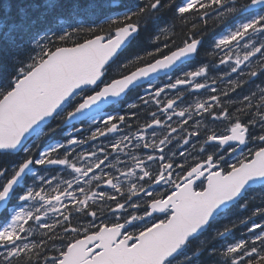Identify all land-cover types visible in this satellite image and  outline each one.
<instances>
[{
    "label": "snow or ice",
    "instance_id": "snow-or-ice-1",
    "mask_svg": "<svg viewBox=\"0 0 264 264\" xmlns=\"http://www.w3.org/2000/svg\"><path fill=\"white\" fill-rule=\"evenodd\" d=\"M162 9L181 22L191 14L206 23L209 10L215 12L224 25L212 42L213 49L223 53L219 65L247 79L232 80L225 73L230 88L215 94L217 88L208 83L213 69L199 60L203 33L198 36L193 31L174 50L164 44L167 53L158 45L147 50L142 36L150 25L159 27L154 17ZM100 20L108 25L107 35L99 34L104 31L97 24ZM82 32L92 38L59 46ZM134 41L143 51L125 57ZM253 57L262 70L245 74L241 66ZM113 71L116 75H111ZM160 73L168 82L156 86ZM144 81H148V98L138 95V99L144 105L153 102L156 110L134 133L123 132L122 126L130 127L128 117L105 110L123 103V97ZM182 87L213 94L194 106L180 107L188 99ZM166 90L176 94L161 99ZM237 90L243 93L238 104L229 95ZM221 96L228 99L222 102ZM194 116L207 117L209 123L227 121L228 126L218 133ZM173 117L180 118L176 127L170 123ZM189 121H193L191 130ZM86 123L96 127L82 138ZM62 126L69 129L64 141L34 154L40 139H51L58 129L63 131ZM257 127L259 133L253 131ZM178 129L186 135L177 143L188 145L193 138L199 143L193 163H177L164 154ZM118 133L122 134L107 146L74 155L73 146ZM33 136L36 140L28 143ZM255 141L260 146L249 148L247 156L241 152L235 163L225 158L238 146ZM130 148L151 151L139 156L126 151ZM0 154L18 157L10 165H0V264H264V223L253 221L247 228L250 237L225 247L216 244L235 227L231 220L222 222L239 209L249 210L257 188L264 192V0H146L135 6L125 0H0ZM121 154L130 157L131 166H116L124 163ZM201 154L205 158H199ZM52 165L70 169L72 179L51 192L37 190V180L47 184L51 180L37 177L34 169L46 171ZM153 187L158 191L154 193ZM141 193L148 199L143 200ZM105 208L113 219L105 215L97 224L98 212ZM128 208L142 209L143 214ZM49 212L59 218L48 223ZM251 214L264 218V200L251 208ZM81 215L91 218L88 226H73V217ZM30 222L53 235L40 243L29 242ZM239 222L248 224V220ZM58 228L63 235L56 234Z\"/></svg>",
    "mask_w": 264,
    "mask_h": 264
},
{
    "label": "flooded vegetation",
    "instance_id": "flooded-vegetation-1",
    "mask_svg": "<svg viewBox=\"0 0 264 264\" xmlns=\"http://www.w3.org/2000/svg\"><path fill=\"white\" fill-rule=\"evenodd\" d=\"M203 40L205 41V45L204 47H208V40L203 38ZM213 49V47L211 48ZM214 50V49H213ZM215 54L210 53L205 51L204 48H202V52L204 53V56L202 57L203 59H201L200 61L203 64H207L208 66H210L213 70L209 73V80L208 83L210 85V87H216L217 88V95H219L222 91H228L230 88V85L228 84V79H229V75H225V73H229L230 74V78L232 80H238V79H247V76L245 75L244 77H241L239 73H230V69L228 66L226 65H219V58H221L223 56V53H220L218 50H214ZM239 55H243V52L240 51L238 53ZM235 57H233L234 59ZM259 63H261L257 57H253L251 63L246 62V65H242V69L244 71V73L246 74L247 72H249L252 69H256L258 72L261 71L262 69H260L258 67ZM200 65L197 64L193 67V70L195 67H199ZM179 73L176 72H171L169 73V75L175 76L178 75ZM220 77H223L222 79ZM215 78L216 79V83L212 84L211 83V79ZM257 80V83H259V79L258 78H253ZM168 82V77L167 76H162L157 80H154V84L156 86H162L164 83ZM201 82H204L203 79L201 78ZM138 90H140V92H138ZM183 94L185 96L188 97L187 101L185 104H180V107H187L188 104H192L194 106L196 101H201L200 98H198L196 96V93L193 92V90L190 87H182L180 89ZM148 91V84L146 85H142L141 88L137 89V91L135 92V96H133L132 98H127L125 102L123 100V104L121 107H119L120 104H118L117 108L118 110H110V108H108V110H105V114H112V115H126V117H128L127 119V125L130 127H126V126H122V131L123 132H135L137 130L138 127L142 126L147 118V114L151 111H155L156 110V105L153 102H149L148 105H144L141 101H139L138 99V95L140 96H145V98L147 99L148 97L145 95L146 92ZM245 92H247V88L244 89ZM209 92V91H207ZM189 93H191V95H189ZM176 94V90H166V92L162 95L161 99L165 98V97H173ZM213 93H211L212 95ZM243 93H241L239 90H237V92L232 93L230 92L229 95L230 97L235 100L237 102V104L239 103V100L241 98ZM221 101H225L228 98L221 96ZM131 101V102H129ZM133 103H136L139 105V107L137 109H129L128 105H131ZM229 107L230 111H234L233 107L231 105H226ZM154 108V109H153ZM131 112H135L136 116L135 117H131ZM158 116H160V113H157ZM180 118L178 117H173V120L170 122L172 123V125L174 127L177 126V122L179 121ZM195 120H201V123L206 125L208 128H212L215 131H217L218 133H223L226 129V127L228 126V122L224 121V122H220V121H216L215 123H209V118L205 117L204 119H201V117L199 116H194ZM242 120H246L247 117L246 116H242L241 117ZM193 125V121H189V130H191V126ZM77 127H81V125H76ZM101 127L103 125H100ZM96 127L95 124H90V123H86L83 126V132L80 134L82 138H86L89 135L90 130H94V128ZM69 131L68 128H66L60 136V139L58 142H63L65 139V133ZM254 132L259 133V128H255L253 129ZM158 135H160V130H158ZM75 135V133H74ZM186 135V133L181 132L179 129L177 131V133H175L173 136L176 139H173L172 144L168 145L167 148H165V156L169 157L171 159H173L174 161H176L177 163H185V161H187L188 164L193 163V157L196 156V154L199 152V143H197L196 138L192 139V142L188 145H183L182 140H180L179 143H177V140ZM118 137L117 134H110L109 137H100L97 141H89L87 144L84 145H75L73 146L74 149V155L76 153H80V152H88V151H92L95 150V148H98L100 146H107L108 142L110 139H114ZM193 144L196 145L195 148H193ZM173 150H172V147ZM260 146L259 141H255V142H249L247 147H242L241 145L237 147L236 152L234 153H230L228 155H226V159L228 160L229 163H235L237 161L238 158L241 157V152L244 153L245 156L248 155V150L249 148L255 150L257 147ZM169 149H171V151H169ZM110 151V149H109ZM126 151H133L136 155L139 156H144L145 153L151 151V150H144L143 152H140L138 150H134V149H128ZM183 151L185 153V155L183 157H181L179 155V152ZM212 149H209V152H211ZM63 153V150H61V155ZM173 153H175V155H173ZM192 153V156H189L188 154ZM115 155V154H114ZM201 159L205 158L204 154H201V156L199 157ZM110 161L112 160V157L109 158ZM120 160L123 161L124 163H117L116 166L118 168L121 169H125L126 167L131 166V159L130 157L124 156L123 154L120 155ZM114 162V161H113ZM187 166V164L185 165ZM156 165H153V168H155ZM48 172L50 173H59V176L64 179V180H71L72 176L74 174H69L70 173V169H65L63 166H58V165H52V166H48L47 168ZM177 172H179V169H176ZM97 172H99V170H97ZM91 175V174H89ZM118 175V173H117ZM121 179H124L123 177H121ZM199 183V182H198ZM63 188V186H61ZM65 187V186H64ZM75 187V185H74ZM145 187H147V185H145ZM105 191L108 192H112V190L110 188H107L106 186L104 187ZM153 192L155 193L156 191H158V189H156L155 187H153ZM78 194V193H77ZM141 197L143 198V200H147L148 198L146 196H144L143 193H141ZM137 197H133V200H137ZM66 203H68L67 201H65ZM142 202V201H141ZM99 203H103V202H99ZM108 204L112 205L114 207V203L112 201H108ZM38 206V205H37ZM71 206V205H69ZM128 212L134 213L136 215H141V213L143 212V210L141 209L140 211H136L133 210L131 208L127 209ZM103 214V217L107 214H110L107 212L106 208L103 212H101Z\"/></svg>",
    "mask_w": 264,
    "mask_h": 264
},
{
    "label": "trees",
    "instance_id": "trees-1",
    "mask_svg": "<svg viewBox=\"0 0 264 264\" xmlns=\"http://www.w3.org/2000/svg\"><path fill=\"white\" fill-rule=\"evenodd\" d=\"M146 0H125V3H129L133 6L135 5H142L143 3H145ZM177 3L180 2V0H176ZM210 14L208 17L205 18L206 23H204V21L199 20L197 16L194 15H189L188 19L186 22H181L179 19H174L172 16V13L162 9L160 11V13L157 14V17H154V22L157 23L159 25L158 28H153L152 25H150V31L147 33H144L142 36V39L144 41V45L147 46V50L152 51L154 50L155 46H159L162 50L163 53H167L168 49H165L163 46L164 44H168L169 48L174 49L177 45H181V42L187 38L188 35L192 34L193 31L196 32V34L199 36L201 33H203V36L207 37L206 35V31L211 28V31H215L220 32L222 31L224 28L223 23L221 22V20L219 19V17L216 15L215 12H212L211 10H209ZM196 21V29L193 30L192 29V23H194V21ZM97 24L101 25L104 28L103 32H99V34L105 33L107 34V29H108V25L104 24L103 20L97 21ZM85 27H87V24L85 25ZM160 31V32H159ZM92 37L91 34L87 33V32H82L79 35L73 37L72 40L63 43V44H59V46L62 45H73L74 42H81L84 41L88 38ZM210 38V37H209ZM84 39V40H83ZM208 40V38H207ZM143 49L142 48H138L136 47V42H133V45L129 46V48L126 50V52L124 53L125 57H134V55L137 52H142ZM202 52V49H201ZM203 54L200 53L199 59H203ZM123 58V57H122ZM113 68H115V65L113 66ZM111 75H116V73L113 71L111 73ZM133 92L129 93L126 98H132ZM59 121H54L52 122L53 124L57 123ZM60 135V130H57V134L54 137H57ZM49 139V137H42L41 140L39 141L40 144V148L39 149H34V154L38 153V151L42 150L44 148L45 145V140ZM16 157V158H15ZM18 159L17 156H13V155H3L0 154V165H10L13 162H15V160ZM261 199L258 198V200H256L255 198L252 199L251 205L249 207V210H244V209H239L237 210L235 213H242V220H245V218L248 215L249 217H253L252 220H255L257 223H264V221L262 220L261 217L259 216H252L251 214V208L257 205L261 204ZM243 213L247 214L244 215ZM237 221L234 222L235 223V227L234 229V233L238 234L239 230L241 229V227L239 226L241 223L239 222L240 220L238 218H235ZM247 220V219H246ZM249 222V220H248ZM250 224V223H249ZM239 226V227H238ZM250 227L249 225H247V227L244 228L243 232H248L247 228ZM48 233V235L46 236L41 230L34 232L33 231V236L30 237V242H36V243H40V241L43 240H48V236L53 235L52 232H50L49 230L46 232ZM234 233H231L230 235H228L226 238H223L222 240H219L216 242L218 247H223L224 243L227 242V240L230 239V237H232L234 235ZM56 234L57 235H63L62 230L61 229H57L56 230ZM58 243V241H57ZM51 246V241H48V247ZM49 255H53L55 254L52 251L48 252Z\"/></svg>",
    "mask_w": 264,
    "mask_h": 264
},
{
    "label": "bare ground",
    "instance_id": "bare-ground-1",
    "mask_svg": "<svg viewBox=\"0 0 264 264\" xmlns=\"http://www.w3.org/2000/svg\"><path fill=\"white\" fill-rule=\"evenodd\" d=\"M206 18V17H205ZM199 19V18H198ZM200 20V19H199ZM196 21L197 20H195L194 21V23H196ZM205 23V22H204ZM193 24V23H192ZM160 32V31H159ZM206 35H207V37H205V36H203V38H205V39H207L208 38V47H204V49H205V51H207V52H210V53H215V51L213 50V49H211L212 48V42H213V39L215 38V37H217L218 35H217V33L213 30V31H211V28H209L206 32ZM210 37V38H209ZM84 40V39H83ZM182 43V42H181ZM138 92H140V90H138ZM196 93V96L198 97V98H200V100L201 101H203V100H205V99H207L210 95H211V92H207V90H200L199 92H195ZM154 109V108H153ZM77 125H79V124H77ZM62 128H63V131L67 128L66 126H62ZM63 131H61L60 130V135L59 136H57V137H54V138H51V139H47V140H45V145H44V148H46L50 143H56V142H58L59 141V139H60V136H61V133L63 132ZM122 133H118L117 134V136H119V135H121ZM33 139L34 140H36V137H34L33 136ZM41 140V139H40ZM171 147H172V145H171ZM172 150H173V147H172ZM16 158V157H15ZM47 179V178H46ZM45 184L46 183H42L41 181H39V180H37L36 181V185H37V188L39 189V187H44L45 186ZM52 191V190H51ZM51 191H49V192H51ZM251 205V204H250ZM134 210V209H133ZM143 214V212L141 213V215ZM244 215H247V214H245V213H243ZM107 216L109 217V219H113V217L111 216V213L110 214H107ZM154 216H158V214H154ZM235 218H238L239 220H242V213H235V214H233V215H230L229 217H228V219L227 220H224L222 223L223 224H228V221L229 220H231L233 223L234 222H236L237 220L235 219ZM89 219H91V218H89V217H83L82 215H81V217H76V216H74L73 217V226H77V227H81V228H84V227H87L88 226V220ZM102 219H104V217H103V214L101 213V212H98V219H97V221H96V223L97 224H99V222H100V220H102ZM249 220V218H248V215H247V217L245 218V220ZM253 219V217H251V220H249V222H248V224L247 225H249V226H251V223L254 221V222H256L255 220H252ZM262 220L264 221V218H262ZM107 222V221H106ZM122 222V221H121ZM138 225H143V221H137L136 222ZM250 223V224H249ZM30 224H31V226H32V229L34 230L35 229V227H36V223L35 222H30ZM247 225H245V224H240L239 226L241 227V229L239 230V233L238 234H236V233H234V229L232 230V233H234V235L232 236V237H230V239L229 240H227V242L226 243H224V245H223V247H225L226 245H227V243H229V242H233L235 239H239V238H241V237H245V238H247V237H250L252 234L251 233H249V232H243V230H244V228L245 227H247ZM238 226V227H239ZM129 230H131L132 231V229H129ZM59 243V242H58Z\"/></svg>",
    "mask_w": 264,
    "mask_h": 264
},
{
    "label": "rangeland",
    "instance_id": "rangeland-1",
    "mask_svg": "<svg viewBox=\"0 0 264 264\" xmlns=\"http://www.w3.org/2000/svg\"><path fill=\"white\" fill-rule=\"evenodd\" d=\"M158 132V130H157ZM175 133H173L174 135ZM65 181V180H64ZM252 197H254L256 200L261 199V200H264V192H261L258 188L256 191H254L252 194ZM30 203V202H29ZM25 206H29V205H25ZM106 222V221H105Z\"/></svg>",
    "mask_w": 264,
    "mask_h": 264
},
{
    "label": "water",
    "instance_id": "water-1",
    "mask_svg": "<svg viewBox=\"0 0 264 264\" xmlns=\"http://www.w3.org/2000/svg\"><path fill=\"white\" fill-rule=\"evenodd\" d=\"M101 35H106V34H101ZM91 38H92V37H91ZM89 39H90V38H89ZM82 42H83V41H82ZM70 46H72V45H68L67 47H70ZM160 75H163V73H160L159 76H160ZM146 82H148V81H144L143 83H146ZM143 83H142V84H143ZM123 98H124V97H123ZM156 214H159V213H156Z\"/></svg>",
    "mask_w": 264,
    "mask_h": 264
}]
</instances>
